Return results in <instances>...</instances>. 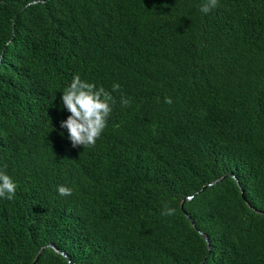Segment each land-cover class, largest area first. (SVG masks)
I'll return each instance as SVG.
<instances>
[{"label":"trees","instance_id":"16d2710c","mask_svg":"<svg viewBox=\"0 0 264 264\" xmlns=\"http://www.w3.org/2000/svg\"><path fill=\"white\" fill-rule=\"evenodd\" d=\"M202 2L0 0V264H264V0ZM76 74L120 85L95 147Z\"/></svg>","mask_w":264,"mask_h":264},{"label":"clouds","instance_id":"9594fccd","mask_svg":"<svg viewBox=\"0 0 264 264\" xmlns=\"http://www.w3.org/2000/svg\"><path fill=\"white\" fill-rule=\"evenodd\" d=\"M219 0H203L199 7L202 14H209L217 8ZM120 85L115 83L109 92L103 86H97L93 82L82 80L79 74L73 76L70 84L62 93L63 107L70 113L66 120L61 121L60 127L67 129L68 139L72 147L83 146V148L95 147L104 130L108 126L109 117L116 103L112 92H119ZM170 97L165 98V103L171 104ZM130 98L120 97L122 107L130 106ZM7 165L0 168V198L12 200L15 196L17 183L6 172ZM57 192L61 196L72 194L70 187L60 185ZM164 216H172L175 209L167 203L164 204L162 212Z\"/></svg>","mask_w":264,"mask_h":264},{"label":"water","instance_id":"95a60500","mask_svg":"<svg viewBox=\"0 0 264 264\" xmlns=\"http://www.w3.org/2000/svg\"><path fill=\"white\" fill-rule=\"evenodd\" d=\"M218 180H219V179L213 181V182L210 183V184L216 183ZM210 184H205V185H203V186L199 189V191H201V190H203L204 188L208 187ZM189 198H190V196H189V197H185L184 199H185V200H188ZM181 205H182V201L180 202V207H181ZM186 218L189 220L191 226H193L192 221H191L188 217H186ZM198 234H199V235L205 240L206 245H207V247H208L207 240L204 238V236H203L200 232H198ZM47 247L52 248L53 251H54L55 253L59 254L60 256H62L63 258L66 259L65 255H64L62 252H59V251H58L57 249H55L53 246H51V245H47ZM42 248H44V247H41V248L38 250V252L36 253V255H35V257H34V260L37 258L38 254H39V252L42 250Z\"/></svg>","mask_w":264,"mask_h":264}]
</instances>
